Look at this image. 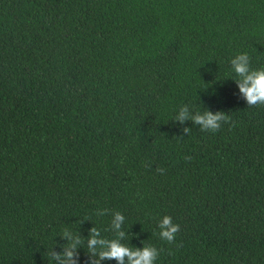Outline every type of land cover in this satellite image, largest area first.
Here are the masks:
<instances>
[{
	"label": "trees",
	"instance_id": "16d2710c",
	"mask_svg": "<svg viewBox=\"0 0 264 264\" xmlns=\"http://www.w3.org/2000/svg\"><path fill=\"white\" fill-rule=\"evenodd\" d=\"M242 53L264 69V0H0V264H61L65 229L76 264H118L88 253L94 226L155 264H264V105L240 93ZM206 111L228 120L203 131Z\"/></svg>",
	"mask_w": 264,
	"mask_h": 264
},
{
	"label": "clouds",
	"instance_id": "9594fccd",
	"mask_svg": "<svg viewBox=\"0 0 264 264\" xmlns=\"http://www.w3.org/2000/svg\"><path fill=\"white\" fill-rule=\"evenodd\" d=\"M231 68L235 75L238 77L236 82L239 86L240 93L247 101L248 107L264 105V69H252L250 67V58L247 53L236 55L230 61ZM188 118L187 109H182L175 117V119L183 122ZM195 124L200 125L203 131L215 132L221 127L222 121H227L228 117L224 113H217L213 115L210 112L197 114L192 117ZM189 132V129H184ZM158 171H163L158 169ZM107 211V210H105ZM97 216L101 215L96 213ZM125 217L120 212H115L110 221V227L119 230L121 224L124 222ZM159 229L160 239L173 243L176 234L179 232V225L173 224L170 216H164L157 223ZM63 237L71 241V243L60 245L64 249L62 254L54 253L51 250L48 256L51 261L56 260L61 264H76L74 254L79 245L83 244L82 239L77 235L75 239L72 238V232L65 229L61 234ZM124 236L123 231L114 233V238H101V232L95 226L90 229L89 238L87 240L88 253L93 257L103 259H115L118 264H124L127 258L128 264H155L158 258L157 248L144 245L142 248L129 247L120 242V238ZM99 264V261H97Z\"/></svg>",
	"mask_w": 264,
	"mask_h": 264
}]
</instances>
